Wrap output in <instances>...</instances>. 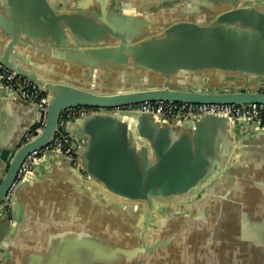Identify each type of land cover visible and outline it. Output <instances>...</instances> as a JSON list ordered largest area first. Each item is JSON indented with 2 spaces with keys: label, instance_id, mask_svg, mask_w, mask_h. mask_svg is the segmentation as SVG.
<instances>
[{
  "label": "water",
  "instance_id": "1",
  "mask_svg": "<svg viewBox=\"0 0 264 264\" xmlns=\"http://www.w3.org/2000/svg\"><path fill=\"white\" fill-rule=\"evenodd\" d=\"M10 2L6 1L11 25L4 26L0 64L37 83L46 93L47 110L39 131L31 128L29 137L24 134L19 143L0 145V230L8 228L10 200L5 196L22 161L51 142L68 108L100 110L66 124V129L73 124L72 133L65 137L75 152V165L60 152L46 150L16 184L12 197L34 178V169L43 159L53 154L83 178L151 208L153 198L183 194L221 172L229 153L218 151L210 126L224 130L230 123L249 122L264 128L254 119L217 114L162 120L151 113L112 110L144 101L264 104V0H190L207 10L187 6V15L177 12L179 5L138 15L113 13L107 7L68 14L34 0L27 15L18 12L22 18ZM209 17H215L214 23H206ZM33 31H43L63 46L86 47L80 51L91 58L97 76L91 81L19 68L10 61V49L17 43L26 47L31 40L27 34ZM40 121L38 115L34 126ZM130 213L126 220L115 217L113 238L63 241L66 254L36 260L39 264H218L224 255L221 264H264L260 248L259 255L245 254L257 242L236 240L233 233L220 241L207 239L218 228L194 219L198 218L191 215L195 212L190 219L183 214L149 226L139 221V209ZM221 228L229 231L231 227ZM70 244L78 247L77 253L68 254ZM219 248L220 257L216 255ZM5 253L0 234V264Z\"/></svg>",
  "mask_w": 264,
  "mask_h": 264
},
{
  "label": "crops",
  "instance_id": "2",
  "mask_svg": "<svg viewBox=\"0 0 264 264\" xmlns=\"http://www.w3.org/2000/svg\"><path fill=\"white\" fill-rule=\"evenodd\" d=\"M6 1L0 0L2 50L5 49L1 44L5 39L4 26L11 23ZM8 1L17 8L18 11L14 9L15 14L21 18L18 12L27 15L28 7L31 8L34 2ZM43 1L52 6L53 11L68 14L98 12L100 7L120 14L148 12L143 0ZM27 36L31 38L27 42L30 45L22 47L17 43L10 49V61L19 68L41 75H78L91 81L97 76V68H92L89 63L91 58L80 51L86 47L63 46L44 35L43 31H33ZM68 42L71 43L70 40ZM49 68L54 71L48 72ZM213 80L224 81L220 78ZM98 111L92 109L89 113ZM38 115L33 103L6 95L0 88V145L13 146L24 134L29 136ZM71 128L73 124L69 123L65 128L67 135L72 133ZM208 130L217 139L218 151L229 153L223 160L221 172L183 194L153 198L151 208L143 201L120 197L83 178L81 172L70 168L57 155L47 156L34 169V178L21 185L10 199L8 228L4 226L0 230L6 250L3 264H39L38 257L66 254L63 241L67 240L111 239L114 237L115 217L126 220L132 209H139L138 219L142 225H146L148 218L149 225L183 214L189 217L191 212H195L191 213L198 216L194 219L218 228V231H211L207 239L220 241L229 237L226 233H233V238L239 241H262L260 245L252 243L251 251L245 254L259 255V248L264 254V128L241 122L237 125L230 123L224 130L218 126H210ZM192 207L194 210L191 211ZM224 225H230L229 231L221 228ZM77 252L78 247L72 246L68 254ZM216 255H222L220 248ZM223 257L217 260L218 264L225 261Z\"/></svg>",
  "mask_w": 264,
  "mask_h": 264
},
{
  "label": "built area",
  "instance_id": "3",
  "mask_svg": "<svg viewBox=\"0 0 264 264\" xmlns=\"http://www.w3.org/2000/svg\"><path fill=\"white\" fill-rule=\"evenodd\" d=\"M0 88L6 95L21 97L25 101L35 102L40 110L41 121L34 126L39 131L45 121L47 110V97L42 88L35 82L16 75L0 64ZM92 109L83 106L68 108L64 110L58 120V130L51 142L43 149L32 151L22 161L16 177L6 193V200L12 198L13 189L27 173L30 172L32 164L40 158L46 150L60 152L72 160L75 165V152L66 145V124L72 118L83 117ZM114 111L130 110L136 112L151 113L157 119L168 120L172 117L189 119L205 114H217L232 119H254L264 125V104H215V103H186L169 101H144L130 104L125 107L112 109ZM29 137V136H27Z\"/></svg>",
  "mask_w": 264,
  "mask_h": 264
},
{
  "label": "flooded vegetation",
  "instance_id": "4",
  "mask_svg": "<svg viewBox=\"0 0 264 264\" xmlns=\"http://www.w3.org/2000/svg\"><path fill=\"white\" fill-rule=\"evenodd\" d=\"M189 1L190 0H143V4L146 5L148 12H154V13H157L159 11L161 12L165 8L171 9L172 7H175L177 5H179V6H177V12H180L183 15H187L188 14L187 13L188 12L187 8H189L190 6H192L194 8H198L197 6L199 5L200 8H202L201 11L205 12L207 10L206 8H203V4H200L198 2L197 3H195V2L192 3V2H189ZM187 2H189L188 5H187ZM205 5H207V4H205ZM187 6H189V7H187ZM178 7H180V9ZM190 9H193V8H190ZM182 10H183V12H182ZM209 11L212 12L214 10L213 9H209ZM196 18L199 19L200 17H196ZM209 19L210 20L212 19V20L215 21V17H209L207 19L206 23L209 21Z\"/></svg>",
  "mask_w": 264,
  "mask_h": 264
},
{
  "label": "rangeland",
  "instance_id": "5",
  "mask_svg": "<svg viewBox=\"0 0 264 264\" xmlns=\"http://www.w3.org/2000/svg\"><path fill=\"white\" fill-rule=\"evenodd\" d=\"M212 23H214V20H212V19L209 20V21L207 22V24H212ZM149 219H150V218H148V220H147V222H146V226H149V225H148V223H149L148 221H150Z\"/></svg>",
  "mask_w": 264,
  "mask_h": 264
}]
</instances>
